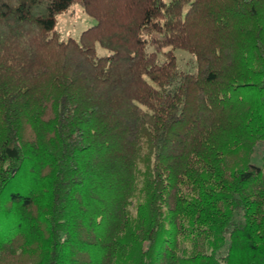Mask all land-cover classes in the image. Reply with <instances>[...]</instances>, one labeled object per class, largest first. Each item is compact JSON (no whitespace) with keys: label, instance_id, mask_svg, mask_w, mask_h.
<instances>
[{"label":"trees","instance_id":"obj_1","mask_svg":"<svg viewBox=\"0 0 264 264\" xmlns=\"http://www.w3.org/2000/svg\"><path fill=\"white\" fill-rule=\"evenodd\" d=\"M258 146L264 0H0V264H264Z\"/></svg>","mask_w":264,"mask_h":264},{"label":"rangeland","instance_id":"obj_2","mask_svg":"<svg viewBox=\"0 0 264 264\" xmlns=\"http://www.w3.org/2000/svg\"><path fill=\"white\" fill-rule=\"evenodd\" d=\"M95 20L89 16L79 4L73 3L67 11L56 15L55 31L60 40H65L67 37L78 39L84 29L93 25ZM96 51L98 55L108 54L107 50L96 44ZM178 63L182 68H189L192 63L191 56L184 51H177ZM264 154V147L258 146L252 158L256 164H260L261 157Z\"/></svg>","mask_w":264,"mask_h":264}]
</instances>
